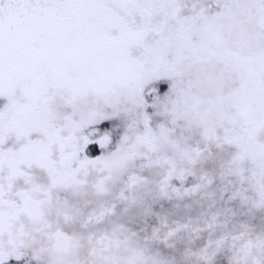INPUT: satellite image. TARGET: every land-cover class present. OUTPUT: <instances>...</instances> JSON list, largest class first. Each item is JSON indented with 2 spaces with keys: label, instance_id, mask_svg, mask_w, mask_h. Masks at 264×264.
<instances>
[{
  "label": "snow or ice",
  "instance_id": "snow-or-ice-1",
  "mask_svg": "<svg viewBox=\"0 0 264 264\" xmlns=\"http://www.w3.org/2000/svg\"><path fill=\"white\" fill-rule=\"evenodd\" d=\"M0 264H264V0H0Z\"/></svg>",
  "mask_w": 264,
  "mask_h": 264
}]
</instances>
